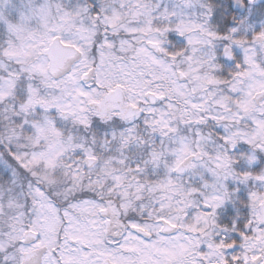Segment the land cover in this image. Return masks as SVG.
<instances>
[{
  "label": "snow or ice",
  "instance_id": "1",
  "mask_svg": "<svg viewBox=\"0 0 264 264\" xmlns=\"http://www.w3.org/2000/svg\"><path fill=\"white\" fill-rule=\"evenodd\" d=\"M0 264H264V0H0Z\"/></svg>",
  "mask_w": 264,
  "mask_h": 264
}]
</instances>
